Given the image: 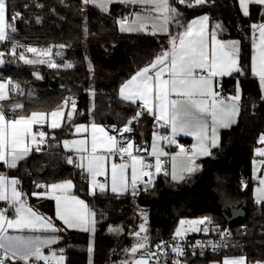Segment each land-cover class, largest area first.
Listing matches in <instances>:
<instances>
[{"label":"trees","instance_id":"1","mask_svg":"<svg viewBox=\"0 0 264 264\" xmlns=\"http://www.w3.org/2000/svg\"><path fill=\"white\" fill-rule=\"evenodd\" d=\"M171 2L179 12L180 22L179 26L172 23L173 35L182 32L183 26L194 17L208 15L213 27L220 26L216 29L222 38L240 41V64L249 67L251 26L264 20L261 5L251 4L246 16L239 0H208L206 4L192 7L178 0ZM7 5L8 22L13 13L21 15L15 20V32L9 31L10 38L2 45L14 59L4 67L3 73L12 76L23 94L19 92L4 102L6 109L17 101L24 106L22 112H49L73 95L78 121L124 127L136 115L137 107L120 97V86L169 49L168 35L121 32L117 21L124 18L125 13L120 4H113L107 12L92 4L84 5L82 0H7ZM14 45L16 55H11ZM29 47L40 52L50 50L58 67L38 63L34 66L22 61L21 53L34 57L26 51ZM69 63L72 67H65ZM237 82L241 89L238 121L222 130L221 143L214 154L201 159L196 172L182 183L173 184L169 174L162 172L151 189L141 190L137 195L99 191L90 194L88 179L80 169H69L76 181V191L95 212L96 229L92 242L88 231L66 229L61 232L58 248L63 249V264H122L125 249L135 244L130 233L137 229L134 223L140 211H148L147 233L151 244L158 239L173 238L183 218L207 217L214 225L225 228L228 224L222 211L229 212L241 205L247 210V232L224 254H244L250 263L264 259V202L256 203L252 192V160L258 138L264 132V100L258 79L250 75L239 80L233 76L224 78L221 91L226 95L234 94ZM71 124L72 121L67 122L49 132L65 136ZM131 128L130 139L141 144L153 129V121L144 115L134 121ZM39 158L35 167L24 162L12 170L19 177L22 189L29 190L34 178H46L47 173H41L46 160ZM32 203L54 216L53 200L32 197ZM117 224H122L124 231L109 233L108 228ZM237 226L232 225V228ZM221 256H210L204 263Z\"/></svg>","mask_w":264,"mask_h":264},{"label":"snow or ice","instance_id":"2","mask_svg":"<svg viewBox=\"0 0 264 264\" xmlns=\"http://www.w3.org/2000/svg\"><path fill=\"white\" fill-rule=\"evenodd\" d=\"M84 5L89 3L106 10L107 3L111 0H82ZM121 2L139 4L142 12H137L133 16L125 17L117 23L121 32H149L152 35L157 33L167 34L169 25L175 23L180 25L179 12L170 5L169 0H121ZM180 4L187 6L203 5L208 0H178ZM244 15H249L247 5L255 3L264 6V0H239ZM42 7V5H37ZM8 5L7 0H0V42L9 39V31L15 32V20L20 18V13L16 12L11 15V22H8ZM209 17L204 15L192 20L184 27L182 32L171 36L170 49L163 51L149 65L139 69L129 80L123 83L119 90L122 99L135 103L141 101L142 110L153 115L155 119L163 121L161 126L170 127V136H161L160 141L167 142L168 145H175L178 149L175 153H169L157 143V134L154 133L151 151L136 148L131 140H125L123 133L132 131L131 125L138 121L143 114L138 111L122 129H115L120 133V139L116 136L108 135L103 127L95 123L92 127L91 156L88 158L86 172L89 179L90 194H95L96 187L101 192L106 191L104 183L96 180L98 176L108 177V161L113 158L110 166L111 191L117 193L118 186L121 190L128 189L127 172L131 170V188L132 194L137 193V181L140 177H148L144 181L145 188L152 183L153 168L156 174L163 172L168 175L166 164L170 158L171 161V178L175 181L183 179L176 174L178 161H187L186 171L191 173L199 167L195 164V158L198 155H210L209 145L216 147L218 144L217 130L219 127H229L235 122L234 117L239 114L241 91L239 82H237L236 94L224 97L219 90V81L217 78L230 76L234 72L243 75V70L239 67L238 41H220L217 39L215 30L209 34L206 29V22ZM216 25V28H219ZM253 31L259 29L261 48L259 61L254 54L252 57V74L259 78L260 88L264 94V23L259 25L253 24ZM86 31V29H85ZM63 47V46H61ZM255 42L253 48H255ZM30 53H38L40 50L29 47L26 49ZM50 50L40 52L42 55H48ZM11 55H16L15 45ZM4 53L0 52V63L3 62ZM21 60L25 63H35V60H28L21 53ZM43 63L44 61H39ZM49 67H58L55 63H50ZM65 67L71 68L69 63ZM91 71V64H89ZM7 83L0 82V163L9 168H16L20 160L25 159L33 150L31 145H35V151L41 150V145L46 142V133L44 131L34 132L33 127L36 125L43 126L51 117L50 128L56 129L61 126L59 118L64 115V107L71 102L72 109L75 110V101L66 99L60 107L46 113L43 111H32L30 114H18L15 118H8L5 113L4 103L10 100V92L6 91ZM19 89L18 85L14 86ZM20 94H23L22 91ZM264 100V95L261 96ZM23 104H14L10 111L14 114L23 111ZM68 119L72 117V112L67 113ZM87 131V127L79 126L76 132ZM97 132L103 134L102 138L96 135ZM180 134L190 136L195 141L190 149H186L179 144L176 137ZM98 142L102 146L98 152ZM74 145H79L77 151L86 152V140L73 141ZM259 143L264 144V134H261ZM65 148H68L69 141H64ZM135 152H145L154 158V164L145 159L144 155L134 154ZM257 154L264 157V148L256 150ZM119 155L121 162H115L114 157ZM81 160L85 158L80 157ZM68 163H73L71 157ZM83 168L84 165H77ZM261 187L256 189V203L264 202V178L259 181ZM19 181L15 178L9 179L0 175V201L8 203L13 208L15 217L9 218L6 213L7 208L0 210V264H34V261H43L44 264H62L63 249H60L58 255L56 251H51L50 255H44L42 249L58 242L59 237L55 233L62 229L56 227L50 217L38 214L24 199V193L18 190ZM38 188H50L53 192L52 198L56 202V218L62 221L66 228H79L83 231H94L95 212L89 209L84 200L74 195H68V191L73 187L72 181L68 180L59 184L49 186L37 185ZM59 192L60 194H56ZM34 196L44 194L33 193ZM91 218V219H90ZM208 221L205 217L199 221H180L181 225L185 223L203 224ZM147 217L145 216V223ZM210 222V221H208ZM89 224L93 227L90 229ZM8 229L18 231H43L52 233L46 237L39 236H22L11 235ZM112 230V229H110ZM118 231V229H116ZM199 230V229H196ZM206 230V229H205ZM145 224L140 225V231L134 233L139 237V241L130 250L133 257L127 264H150L152 257L158 255L157 252H144L138 259L135 258L138 251L146 249L147 236L140 237L141 232H146ZM180 229H177L176 235L179 236ZM157 249L163 252V245L158 244ZM172 251L177 256L184 253L179 247H173ZM91 252V247L89 248ZM157 264L159 262L157 261ZM173 264H179L173 261ZM224 264H245L243 258L225 259Z\"/></svg>","mask_w":264,"mask_h":264},{"label":"crops","instance_id":"3","mask_svg":"<svg viewBox=\"0 0 264 264\" xmlns=\"http://www.w3.org/2000/svg\"><path fill=\"white\" fill-rule=\"evenodd\" d=\"M169 3L172 6L171 0H169ZM89 4H91V3H89ZM113 4H120L121 5V10H123V12L125 13V16L124 17H130V16H133L137 12H142L141 5H139V4H132V3H126V2H121V0H111L110 3H107L106 10H101V8H99L97 6L96 7L98 9H100L101 11L107 12V11H109L111 9V7H112ZM251 4H253V3H249L247 5L248 12H249L250 5ZM239 5H240V3H239ZM262 7H263V10H264V6H262ZM240 8H241V6H240ZM241 10L243 12V9L242 8H241ZM7 11H8V8H7ZM202 16H204V15L196 16L193 19H191L190 22L192 20L197 19V18L202 17ZM121 19L122 18L118 19V21L121 20ZM261 23H264V20L256 23V25H259ZM118 26H119V24H118ZM171 26H172V24L169 25V31L166 34V35L169 36V49H170V39H171V36H175L171 32ZM205 26H206L207 32L209 34V41H210L211 32L213 30H215L216 33H217V39L218 40L225 41V42L226 41H238L239 42V45H238V48H239L238 60H239V67L243 70V75H241L239 72H234L230 76H224V77L217 78V80L219 81V90L221 91V85H222L223 79L224 78H227V77H232L233 76V77H236L239 80L241 78L248 77L250 75L252 77L257 78L258 81H259V78L256 77V76H254L252 74V71H251L252 57H253L254 54L257 56V62L259 61V53H260V48H261V40H260V36H259V29H257L255 32L253 31V33H252L250 65H249V67H244V66H242L240 64V51H241L240 41L239 40H236V39H224V38H222L220 36L219 32H218V29H216L215 27H213L211 25L210 19H208V21L206 22V25ZM119 29H120V26H119ZM126 33H130V32H126ZM131 33H141V32H131ZM157 34H164V33H157ZM5 41L0 42V52L4 53V55L2 57L3 62L0 63V82H3V83H7L8 81H11L12 82V84L8 85L7 88H6V91L10 92V99H11L12 97H15L20 92L21 89H15V87H14L15 84H14V82L12 80V76L6 75L5 73H3L4 67L12 61L11 58L9 57V54L6 53L2 49V45H3V43ZM254 42H255V45H256L255 48H253V43ZM240 91H241V89H240ZM235 94H236V91L234 92V94H229V95H226L224 92L221 91V95L224 96V97L231 96V95H235ZM124 101H126L128 103H132L138 109L137 104H138V102L140 100L137 99V101L135 103H133L131 101H128V100H124ZM17 103H19V102H17V101L16 102H13L12 103V106L14 104H17ZM63 103L64 102H62L59 105H57L53 110H55L58 107H60L61 105H63ZM19 104H22V103H19ZM239 104H240L239 114L234 117L235 122L232 123L230 126H232L233 124H235L238 121V119H239V116H240V113H241V100H240ZM10 108H9V110H8V108L7 109L5 108L6 116L8 118H10V119L11 118H15V115H18V114L27 115V114H30L31 113V112L30 113H25V112H19L18 111L17 113L14 114L13 112L10 111ZM53 110H51V111H53ZM33 111H41V110H33ZM51 111H49V112L43 111V112L50 113ZM63 111H64V115L61 118H59V122H60L61 126L58 127V128H56V129H59V128L63 127L67 122H71L72 121L71 128L69 130H67L66 135L65 136H61V137L60 136L58 137V136H56L54 134H50L49 131H53V130H56V129L50 128L51 117L49 116L47 122L44 123L42 127L40 125H36V126L33 127V131L34 132L44 131L46 133V142L41 145L43 151L42 152H36L35 151V145H31V147L33 148V150L29 153V155L25 159L20 160L18 162V164H17V167H18L20 164H22L24 162L25 163L28 162V165L29 166H31V167L34 166L35 167L36 164L38 163L39 159H40L39 157L44 158L46 160V164L44 165V168H42L41 173H47L46 178H43V179L34 178L30 182V188H29V190L22 189L21 184H20L21 181H20L19 177L17 175L13 174V172H12V170L15 169V168H9L6 165H4L3 163H0V175H4V176L8 177L9 179L15 178V179H17L19 181V184L17 185L18 190L25 194L24 195V199L26 200L27 204L29 206H31L38 214H40L42 216H45V217H50L52 219L53 223L56 225V227L62 229L61 231L55 233V235L59 237L58 242L55 243V244H53V245H50L48 247H45L44 249H42L44 255H50V252L51 251H56L58 255L60 254V249L58 248V244H59V241H60L61 236H62V234H61L62 231L66 230V229L67 230H81V229H79V228H66L63 225L62 221H60V220H58L56 218V202L52 198V196H53L52 190L50 188H43V187L42 188H38L37 185L49 186V185L54 184V183L55 184H59V183H63L65 181L71 180L72 181V184H73V187L68 191L67 194L68 195H74V196L78 197L79 199L84 200L85 203L88 205V202H87L86 198L83 195H81L80 193H78L76 191V181L73 178V176L71 175V170H69V169L79 168L80 171H81V174L83 176H85L88 179V182H89L90 177L88 176V174L86 172V168H87V164H88V158L92 154L91 153V141H92V127H91V125L93 123H95V122L87 121V120L86 121H84V120L83 121H78L77 120V113H76V105H75V110H73L71 103H68V105L64 107ZM69 112H72V117H71L70 120L68 119V116H67V113H69ZM147 117H149L153 121V129H151V131L147 135V138L144 140V141H148V143H149L148 152H150L151 151V148H152L153 138H154V135L153 134L154 133L157 134V143H158V145L159 146H162L165 151L169 152L168 151L169 150V147L166 145V142L165 141H160L158 139L159 137L162 136L161 133H159L154 128V125H156L157 123H162L163 121H159L158 122L155 119V117L153 115H150V114H147ZM95 124L97 126H99V127H103L105 129V131L108 133L109 126L103 125V124H99V123H95ZM79 126H85V127H87V131L86 132L85 131H81V132L77 133L76 132V128L79 127ZM229 127H227V128H229ZM223 129H225V127H219L218 130H217V134H218V144H217V146L216 147H211L209 145L210 155H198L195 158V164L196 165L199 166L201 159L206 158V157H210V156H212L214 154V151L220 146V143H221V132H222ZM262 134H264V132ZM96 135L98 137V141H99V138H102L103 137V134L100 133V132H97ZM260 136H261V134H260ZM260 136H259V138H260ZM259 138H258V146L256 147V149L259 148L260 146H262V148H264V144L259 143ZM79 140H86L87 141V144L85 145V147L88 150L86 152H81V151H77L76 150L80 146L79 145H74L72 142L73 141H79ZM129 140H131L134 143V145H135L136 148H138V146L140 145L139 143H136L133 139H129ZM176 140H177V142L179 144L183 145L184 147H186L185 146L186 143L189 144L190 147H191L192 144L195 142L192 137H190V136H184L183 134L178 135L176 137ZM64 141H69L68 148H65ZM101 149H102V146L98 142V152H100ZM256 149L254 151L253 160L257 156L256 153H255L256 152ZM171 150H172V153H175L176 151H178V149H177V147L175 145H172L171 146ZM134 153H135V151H134ZM71 154H76L77 155V157H78L77 164H74V162L71 163V164L68 163V159H69V157H71L70 156ZM81 156H83L85 159L84 160H81L80 159ZM257 157L258 158H261V159H264V157H261V156H257ZM114 159H115V162L118 163V164L121 162L119 155H117L116 157H114ZM145 159L148 160L147 157H145ZM112 160H113V158L110 157L109 158V161H108V177L107 178L105 176H98V177H96V180H97L98 184L99 183H104L105 184L106 191H104V192H110V193H113L111 191V180H110V166H111ZM167 160H168V163L166 164V167H167L168 172H169L170 180H171V182L173 184H180V183H182L184 180H186L187 178L191 177V175H193L196 172V171H194V172L189 173V172L186 171V168L188 167V162L186 160L183 161V162L178 161V163H177V169H176L177 176L180 177L182 175L183 177H186V176H188V177L187 178H184V179H177V180L174 181L171 178V161H170V158H168ZM253 160H252V163H253ZM80 164H83L84 167L81 168V167H78L77 166V165H80ZM62 173H63V175H62ZM58 175H62V176H58ZM127 176H128V189H127V191L121 190L119 188V186H118L117 193H113V194H116V195H124V194H127V193H129V192L132 191L131 183H130V181H131V170L130 169L127 172ZM156 177L157 176H156V173H155V170H154L153 171V176L151 178L152 179V183H150L147 186V188H145L144 181L148 180L149 178L148 177H140L138 179V181H137V189H139V190L151 189L153 187L155 181L157 180ZM252 177H253V172H252ZM101 179H104V180L102 181ZM254 184H255V181H254ZM254 184H253V188H254ZM96 191L101 192L99 190V187L98 186L96 187ZM252 192H253V190H252ZM33 193H41V194H44V195L34 196ZM56 194H60V193L57 192ZM32 197L33 198H36L38 200H41V201L42 200H53L54 201V206H55V214H54V216H50L47 213H45L44 211H42L39 208H37L32 203ZM6 207H9L8 203L5 202V201H0V210H3ZM88 207H89V205H88ZM9 208L12 210V214L7 215V213H6V215L9 218H14L15 217L14 210L11 207H9ZM89 209H91V208L89 207ZM199 232H201V231H199ZM8 233L11 234V235L39 236L41 238L46 237V236H49V235H52V233H49V232L29 231L27 229H25L24 231H18V230H14V229H8ZM192 234H194V233H192ZM63 257H64V255H63ZM240 258H243L244 259L245 264H264V259L255 261L253 263H250L248 261L246 255H244V254H235V253L234 254L233 253H227V254L222 255L221 257H217V258L211 259L208 264H224V260L225 259L233 260V259H240ZM63 262H64V259H63ZM20 264H22V263H20Z\"/></svg>","mask_w":264,"mask_h":264},{"label":"built area","instance_id":"4","mask_svg":"<svg viewBox=\"0 0 264 264\" xmlns=\"http://www.w3.org/2000/svg\"><path fill=\"white\" fill-rule=\"evenodd\" d=\"M125 18V17H124ZM123 19V18H122ZM70 100L76 101L75 97L72 95L70 97ZM71 103V102H69ZM138 111H142L143 114L141 116L147 115L148 112L146 110H142L141 108V101L138 102ZM162 123H157L154 125V128L161 133L162 136H170V127L169 126H161ZM115 129H122L123 126H118L116 124H112L109 126L108 135L116 136L118 139H120V133L117 131H114ZM123 138L125 140H129L130 137L128 133H123ZM166 145L169 147V153H172L171 146L168 145L166 142ZM186 149H190V145L186 143L185 145ZM138 148L140 149H149V143L148 141H144L141 143ZM42 147L39 152H42ZM37 152V151H36ZM134 154L137 155H144L148 158V161L154 164V158L150 157L145 152H135ZM74 164H77L78 157L76 154L70 155ZM168 159V158H163ZM154 171V168L153 170ZM102 181L104 179H101ZM141 190L137 189V194H140ZM132 193V191H131ZM8 209L7 215L12 214V210L9 207H6ZM5 209V208H4ZM210 221V220H208ZM206 221L204 224V230L199 232L198 235L192 236V234H189L185 237L181 238H169V239H158L154 243H151L148 245L149 252H157L158 255L155 257H152L150 264H157V261L159 264H173V261H178L179 264H205L204 261L210 256H217V255H223L224 251L230 248L234 243L239 239V237L246 234L248 229V224L244 222L238 224L236 228H232V225H228L225 228H220L216 225H214L211 221ZM236 225V224H235ZM206 229V230H205ZM162 244L163 245V252H159L157 249V245ZM173 247H179L183 251L182 256H177L176 253L172 251ZM22 263V262H20ZM34 264H44L43 261H34Z\"/></svg>","mask_w":264,"mask_h":264},{"label":"rangeland","instance_id":"5","mask_svg":"<svg viewBox=\"0 0 264 264\" xmlns=\"http://www.w3.org/2000/svg\"><path fill=\"white\" fill-rule=\"evenodd\" d=\"M34 54V57H25L26 59L28 60H35L40 65L42 64H47L49 66L50 63H55V59L52 57L51 55V51H49L48 55H42L40 54V52L38 53H33ZM44 61L43 63H40L39 61ZM24 61V60H22ZM30 64H34V63H30ZM34 64V66H35ZM36 70V69H35ZM36 74V72H35ZM121 87V86H120ZM264 95V94H263ZM262 148V146H260L259 148L257 149H260ZM256 149V150H257ZM257 156H259L257 154V152H255ZM256 156V158L253 160V163H252V172H253V179L255 181V184H254V188H253V196H254V199L256 200L257 199V193H256V189L258 187H261L259 181L260 179L264 178V159H261V158H258ZM160 174V173H159ZM159 174H156V176L158 177ZM156 177V178H157ZM188 176L184 177V178H187ZM183 178V179H184ZM138 219L136 221V224L134 223V227L136 226V230L132 231L130 234L135 238V244H137V242L139 241V237H136L135 235H133L134 233L136 232H139L140 231V225L141 224H145V228L147 229L148 231V211L144 210V211H140V213L138 214ZM145 216L147 217V222L145 223ZM204 219V217H196V218H183L182 220L183 221H186V222H191V221H199V220H202ZM94 220H95V217H94ZM181 220V221H182ZM206 222V221H205ZM204 224H191V223H185L184 225H181V223L178 224L177 226V229H180L181 230V233L179 236L176 235V232H177V229L174 233V237L175 238H181V237H185L189 234H192V233H198L199 231H203L204 230ZM96 223H94V231H91L89 230V234L91 235V242L93 240V235L95 233V227ZM93 227L92 224H89V228L91 229ZM112 229V230H110ZM118 229V231L116 230ZM196 229H199V230H196ZM124 231V226L122 224H117V225H113L111 227L108 228V232L109 233H112V234H121L122 232ZM146 232H141L140 233V237H143V236H147V247L146 249H141L140 251L137 252L136 254V257L135 258H139L144 252H149L148 250V245H149V242H150V237L148 236V233ZM134 244V245H135ZM133 247V246H132ZM126 248L125 249V252H126V258L122 261V264H127L128 261H131L133 259V257L130 255V252L129 250L132 248ZM91 248H92V243H91ZM92 251V250H91ZM91 253V252H90ZM63 264V262H62Z\"/></svg>","mask_w":264,"mask_h":264},{"label":"water","instance_id":"6","mask_svg":"<svg viewBox=\"0 0 264 264\" xmlns=\"http://www.w3.org/2000/svg\"><path fill=\"white\" fill-rule=\"evenodd\" d=\"M222 216L228 225L240 224L246 220L247 210L244 205H241L231 208L229 212L222 211Z\"/></svg>","mask_w":264,"mask_h":264}]
</instances>
